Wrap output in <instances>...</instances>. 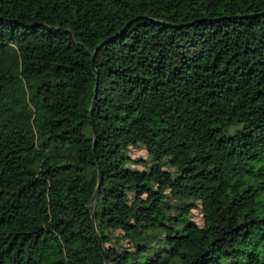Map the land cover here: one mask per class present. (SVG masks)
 <instances>
[{
	"label": "trees",
	"instance_id": "16d2710c",
	"mask_svg": "<svg viewBox=\"0 0 264 264\" xmlns=\"http://www.w3.org/2000/svg\"><path fill=\"white\" fill-rule=\"evenodd\" d=\"M0 264H264V0H0Z\"/></svg>",
	"mask_w": 264,
	"mask_h": 264
},
{
	"label": "rangeland",
	"instance_id": "374dc122",
	"mask_svg": "<svg viewBox=\"0 0 264 264\" xmlns=\"http://www.w3.org/2000/svg\"><path fill=\"white\" fill-rule=\"evenodd\" d=\"M127 153H128V155H130L131 158L141 159L143 161V163H145V165H147L146 167L140 166V168H145L146 170L149 168V170H150V167L155 165L153 163V161L151 160L150 156H148V154L144 148H130ZM163 168L168 169L167 162L164 163ZM200 212H201L200 207L195 208L192 211L193 216H194L193 219L198 223H201V221H202V217H201Z\"/></svg>",
	"mask_w": 264,
	"mask_h": 264
},
{
	"label": "water",
	"instance_id": "95a60500",
	"mask_svg": "<svg viewBox=\"0 0 264 264\" xmlns=\"http://www.w3.org/2000/svg\"><path fill=\"white\" fill-rule=\"evenodd\" d=\"M96 96H97V83L95 85V92H94L92 103H91L90 113H92L93 110H94ZM100 184H101V174L99 172V180H98V183H97V186H96V189H95V193L93 194L92 199H91V201H94L95 204H96V202L98 200V190H99ZM102 253L104 254L103 249H102Z\"/></svg>",
	"mask_w": 264,
	"mask_h": 264
}]
</instances>
